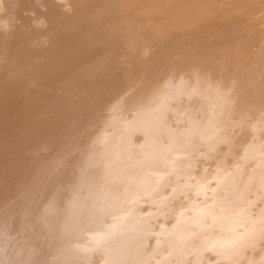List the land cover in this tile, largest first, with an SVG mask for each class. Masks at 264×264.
Returning a JSON list of instances; mask_svg holds the SVG:
<instances>
[{"label": "bare ground", "instance_id": "1", "mask_svg": "<svg viewBox=\"0 0 264 264\" xmlns=\"http://www.w3.org/2000/svg\"><path fill=\"white\" fill-rule=\"evenodd\" d=\"M0 264H264V0H0Z\"/></svg>", "mask_w": 264, "mask_h": 264}]
</instances>
